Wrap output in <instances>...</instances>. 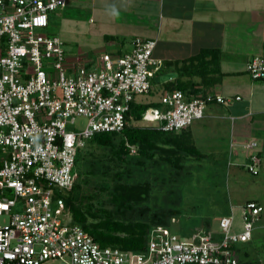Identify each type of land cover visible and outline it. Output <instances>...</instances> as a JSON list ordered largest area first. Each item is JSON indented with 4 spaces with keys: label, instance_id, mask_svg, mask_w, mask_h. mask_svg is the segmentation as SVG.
Instances as JSON below:
<instances>
[{
    "label": "built area",
    "instance_id": "1",
    "mask_svg": "<svg viewBox=\"0 0 264 264\" xmlns=\"http://www.w3.org/2000/svg\"><path fill=\"white\" fill-rule=\"evenodd\" d=\"M67 1L0 0V264H240L233 246L251 239L263 210L254 200L232 204L213 232L185 238L153 225L142 251L102 246L72 220L64 197L75 182L79 149L97 133L130 125L131 104L151 91L162 61L153 56L156 40L143 37L95 62L69 58L57 36L41 31ZM246 68L250 78L264 80L263 58ZM159 100L142 120L163 132L203 118L213 100L224 102L180 89ZM78 117L86 120L81 129L74 126ZM254 146L245 144L253 175L260 163Z\"/></svg>",
    "mask_w": 264,
    "mask_h": 264
},
{
    "label": "rangeland",
    "instance_id": "2",
    "mask_svg": "<svg viewBox=\"0 0 264 264\" xmlns=\"http://www.w3.org/2000/svg\"><path fill=\"white\" fill-rule=\"evenodd\" d=\"M41 31L49 36L57 35L52 25ZM77 40L85 41L75 35L73 42ZM95 40L91 41L95 43ZM80 41L77 42L80 44ZM73 42L64 43L65 51L76 49ZM81 50L77 52L90 56ZM187 63L184 61L180 66ZM167 71L170 73L164 74V79L168 75H181L172 65ZM162 89L160 83L154 81L151 91L137 95L136 100L139 103L158 101L164 92ZM211 108L214 105L207 104L204 113ZM203 119L194 120L187 128L175 132L181 134L184 130L190 144L200 141L199 156L179 151L174 154L175 147L167 150L170 134L161 132L151 136L153 146L133 145L134 151L127 145H119L123 137L120 133L113 136L112 146L85 140L75 164V186L67 193L74 196L73 206L85 213L88 221L95 219L91 213L97 214L99 219L109 216L125 222L143 220L152 225L163 224L186 238L201 230L215 231L219 218L228 214L231 202L237 205L255 199L264 204V152L258 175H251L241 164L243 149L235 146L233 150L237 155L231 152L229 129L221 124L210 129ZM129 121L130 125L151 127V123L146 124L142 118ZM85 122V118L78 117L74 126L81 129ZM247 151L246 154L253 153ZM121 194H128V199H119ZM102 210H106V214ZM261 214L264 223V211ZM254 235L253 244L239 250L240 263L264 264V227Z\"/></svg>",
    "mask_w": 264,
    "mask_h": 264
},
{
    "label": "crops",
    "instance_id": "3",
    "mask_svg": "<svg viewBox=\"0 0 264 264\" xmlns=\"http://www.w3.org/2000/svg\"><path fill=\"white\" fill-rule=\"evenodd\" d=\"M49 20L48 26L52 25L64 50V43L71 44L75 35L85 40H77L80 44L73 42L75 50L66 49L71 59L79 56L95 62L102 53L119 55L129 51L135 37L156 40L153 56L162 61L157 75L160 85L176 77L181 81H200L187 74L185 65L180 64L195 55H203L211 65L213 55L217 54L215 65L219 74L215 73V79L206 88L198 85L200 91L220 95L225 101L209 102L214 108L204 113L202 122L210 129L220 124L229 129L232 154L237 155L235 146L244 151L241 164L249 156L246 143L255 142L253 149L261 157L264 82L252 80L245 67L250 58L264 57V0H68L64 7L49 13ZM92 39H96L95 43ZM79 50L90 56L78 53ZM171 65L181 75H168L164 79ZM184 133L183 130L179 134L178 141L184 143L183 147L195 148V156H199L200 141L190 144L189 135ZM231 205L232 202L229 209Z\"/></svg>",
    "mask_w": 264,
    "mask_h": 264
},
{
    "label": "trees",
    "instance_id": "4",
    "mask_svg": "<svg viewBox=\"0 0 264 264\" xmlns=\"http://www.w3.org/2000/svg\"><path fill=\"white\" fill-rule=\"evenodd\" d=\"M213 56H212L213 60L210 61L211 65L205 59L202 58L203 55L202 56L195 55L193 56V58L188 59V63L185 65L184 71L187 74L196 75L198 78L200 77V81L197 82V81H192L190 79L186 81H181L180 78L176 77L173 81H167V82L162 83L161 84V86L163 87L162 90L165 92V91H170L173 89H180L186 93H190V92L195 93V92L200 91L198 84H203L202 87L205 86L206 88L208 86L206 84L208 82H209L208 84H210V82L215 79V76H214L215 73H218L217 65H215V63H217L218 55L215 54ZM254 57L250 58L247 61V63L250 62ZM258 57H261L264 59L263 56L258 55ZM247 63H246V67H247ZM246 67H245V73L248 74ZM157 75H159V72L157 73ZM252 80L264 82V80L256 79V78ZM154 81L155 82L158 81V76L155 77ZM195 84L198 86L195 87L194 86ZM159 105H160V100L153 101V102H146V103H139L138 101L133 102L128 112V116H130V118L133 120L141 119L143 113L147 109L158 107ZM156 132L170 134V137L168 138L170 143H166L170 147L167 148V150L171 151V148L175 147L176 149L174 151V154L176 151H179L181 154L186 153L190 155L195 154L197 152V150L193 148L192 146L184 145L183 147L182 142L178 141L177 143L176 140H178L179 134H176L175 133L176 131H172V132H163L161 130L155 131L153 128L149 126H135V125L125 126V128L120 133V135H122L123 137L119 141V145L121 147H123V145L126 146V144L137 145L139 147L141 145L144 146V144H147V146L149 145L153 146L152 145L153 141H151V136H153L154 134H158ZM117 134L118 133H114V132L97 133L90 140H93L104 146H109V145L112 146L113 136ZM175 157H177V155H175ZM77 160L78 159L76 156V163H77ZM75 175H76V170H75L74 176ZM74 186H75V182L72 187ZM73 197L74 196L71 194H67L64 197L65 206L70 211L72 220L75 223L81 225L82 228L87 233H89L96 241H98L102 246H111V247L119 248L122 250H136V251L145 250L146 242H147V233L150 227L155 224L152 225L143 220L125 222L123 220L110 218L109 216H106L103 219H99L97 214L94 216L93 213L91 214L95 219L93 221H88L85 213L81 212L76 206H73L72 204ZM128 197H129L128 194H125V195L121 194L120 196H118V198L119 199L121 198V200L123 201H125V199H128ZM251 200L255 201V199H251ZM262 207H263V210H262L263 212L264 211L263 203H262ZM102 211H103L102 213L106 214V210H102ZM261 219H263L262 214H260V221L257 223V226L254 229V232L256 230H260L261 228L260 223L263 222L261 221ZM263 227L264 226H262V228ZM254 232L249 241H247L246 243L233 246V249L237 254L239 253V250L241 249V247L246 248L247 244L248 245L253 244V238L255 236ZM240 264H247V263H240Z\"/></svg>",
    "mask_w": 264,
    "mask_h": 264
},
{
    "label": "clouds",
    "instance_id": "5",
    "mask_svg": "<svg viewBox=\"0 0 264 264\" xmlns=\"http://www.w3.org/2000/svg\"><path fill=\"white\" fill-rule=\"evenodd\" d=\"M225 100V99H224ZM220 103H223V102H220ZM205 111V110H204ZM188 127V126H187ZM186 127V128H187ZM152 128V127H151ZM183 129H185V128H183ZM248 150V149H247ZM257 155H258V153H257ZM249 157V156H248ZM258 157H259V159H260V163H261V157L258 155ZM249 159V158H248ZM248 159H247V161H248ZM260 163H259V166H258V173H259V167H260ZM246 164V163H245ZM245 164H244V166H245ZM245 170L247 171V169H246V166H245ZM248 172V171H247ZM258 173L257 174H255V175H258ZM251 174V173H250ZM251 175H253V174H251Z\"/></svg>",
    "mask_w": 264,
    "mask_h": 264
}]
</instances>
